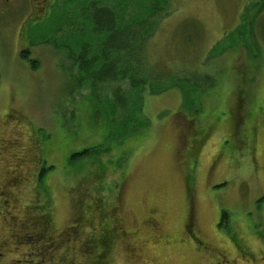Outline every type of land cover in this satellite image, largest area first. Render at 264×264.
<instances>
[{
	"label": "rangeland",
	"instance_id": "rangeland-1",
	"mask_svg": "<svg viewBox=\"0 0 264 264\" xmlns=\"http://www.w3.org/2000/svg\"><path fill=\"white\" fill-rule=\"evenodd\" d=\"M119 1L102 3L124 18ZM75 2L0 0V186L19 179L10 211L0 207V238L19 243L0 264H264V11L254 20L246 0H169L145 51L151 75H173L142 93L147 126L123 142L139 122L128 81L91 89L50 42L64 20L83 23ZM123 103L132 116L111 138L94 110L123 119ZM86 148L100 179L94 162L69 159ZM20 231L43 234L50 257L29 254Z\"/></svg>",
	"mask_w": 264,
	"mask_h": 264
},
{
	"label": "trees",
	"instance_id": "trees-1",
	"mask_svg": "<svg viewBox=\"0 0 264 264\" xmlns=\"http://www.w3.org/2000/svg\"><path fill=\"white\" fill-rule=\"evenodd\" d=\"M68 1L72 2V0ZM79 1V4L78 0L75 2L76 5L78 4L76 7V16L83 18L82 27L79 24L77 26V23H68L64 20L65 25H62L61 29L53 31V37L59 39L53 38L50 42L54 44L55 47H60L61 50L65 51L61 56L67 59L70 68L74 66L78 67V80H82V74L87 72L88 76H86V78L88 77V79L84 78L83 81H88L91 89L99 84L112 82L111 79L115 82H117V80L120 81L122 78L128 81L127 91H125L124 94L125 96L135 94V101L137 102L136 108H134L136 115L134 117L136 118H131L130 121L136 124L137 117H139V122L135 127L130 128L128 131L122 133V136L118 137L121 138L123 142L136 139L139 135L141 136L144 133L147 126L141 114L142 93L146 89L152 87L153 79L156 82H160L161 78L169 79L170 76L173 75L156 73L153 69L155 75H151V70L150 68L148 69L149 62L146 58L145 51L147 41L150 40L153 32H155L160 23L169 16L170 13L168 10L171 9V4H168L169 0H125L126 9L121 13V16L124 17L122 18L119 17L118 14H115L110 4H103V0ZM246 1L253 4V8L249 9L253 10L251 14L252 19L255 20L259 18L264 11V0ZM114 2L117 4L120 3L119 0H114ZM249 15L250 11L248 13V10H246L245 16L247 17ZM56 33L60 34V36L58 37ZM66 52L67 55L65 54ZM26 54V51L22 52L20 54L21 59L26 60ZM33 65L34 64L31 65L32 68ZM67 72H70L68 78L71 80L72 71L69 69ZM188 80L185 81L188 82ZM176 87L180 88L178 86ZM119 89L115 92V96L117 95L116 104H120L119 101L122 98ZM126 105L125 103L122 104L126 110L123 119H120L116 114L118 109L111 110L112 112L110 115L105 111L104 117L98 114L97 109L94 110V114L96 115V117L94 116V121L100 122L105 119L110 120L109 123L111 128L109 127L108 132H110L111 138L116 131L121 128V125L128 122V118L132 116L130 108ZM140 119L142 120L141 123ZM102 126L104 128V125H101V127ZM139 126L142 133H136L135 137L133 131L136 127L139 128ZM103 128H101V130ZM102 133V141L105 142L107 141L108 135L105 134V131H102ZM95 151L96 150L86 148L72 153L69 159L77 160L83 158L94 162L96 167L100 169L95 172L94 176L100 179L103 175L104 166L98 163L96 156L91 157L93 153H95V155L98 154ZM110 151L111 149H109V151L107 150L106 153ZM226 220V212L221 211L217 226L222 227L226 225Z\"/></svg>",
	"mask_w": 264,
	"mask_h": 264
},
{
	"label": "flooded vegetation",
	"instance_id": "flooded-vegetation-1",
	"mask_svg": "<svg viewBox=\"0 0 264 264\" xmlns=\"http://www.w3.org/2000/svg\"><path fill=\"white\" fill-rule=\"evenodd\" d=\"M19 182V179H11L10 180V174L8 176V178L6 179V181L0 186V207H1V210L4 211L5 209H7V212L10 211V187L11 186H14L16 185L17 183ZM152 221V220H151ZM21 235L20 237L23 238V239H28V243H32L33 245H36V247H34V251L33 252H30L29 254H36V257L39 256L40 258L42 259H45L46 257H50L47 252H46V249H45V242L46 240L44 239L43 237V234L41 233H25L23 231H20ZM71 233V232H70ZM65 235L67 236V233H65ZM9 241V242H7ZM19 238L16 237V236H11V238L8 240V237H5L4 238H0V257H2V251L5 250L8 245H10V243L14 244V243H19ZM64 243V241L62 240H59V243L56 244V245H53V250H52V256H54V254L60 250V245ZM21 246V244H18ZM12 251L14 253H16V251H18V248L17 247H13V249L10 247V252L12 253ZM29 254L25 255L24 254H19L18 256H28ZM103 256V253L102 254H98L96 257H97V262L100 261V257ZM48 259V258H46ZM101 263H102V260H101Z\"/></svg>",
	"mask_w": 264,
	"mask_h": 264
}]
</instances>
